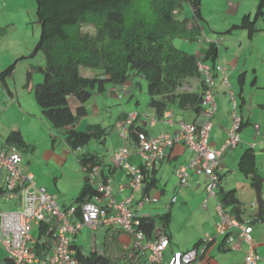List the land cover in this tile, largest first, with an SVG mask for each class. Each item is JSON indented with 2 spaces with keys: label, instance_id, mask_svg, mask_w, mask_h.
Segmentation results:
<instances>
[{
  "label": "crops",
  "instance_id": "0c3cea01",
  "mask_svg": "<svg viewBox=\"0 0 264 264\" xmlns=\"http://www.w3.org/2000/svg\"><path fill=\"white\" fill-rule=\"evenodd\" d=\"M3 1L9 2V0ZM249 38L251 39V37ZM196 42L198 44L195 48L192 49L190 47L188 52H184L200 58L204 56L210 43H219L217 38L213 39L206 34H201ZM220 55L219 45L216 63H219L226 71L227 79H231L232 86L234 85V78L237 77L238 82V77L241 74L244 76V81L239 86V91L234 87V90L237 92V98L231 91L229 93L230 97L232 95V98H235L237 104L236 114L241 118L242 123L239 131V143L223 155L216 169L219 179L215 191L216 194L214 197L206 196L204 190L205 176L202 174L198 175L191 172V179L187 186L183 188L176 186L175 171L179 166L186 164L191 154L183 144H174L165 152V158L157 162L153 168L156 183L155 187L146 193V196L156 199V202L144 205L136 213L140 218L153 217L163 213L169 214L170 221L164 230L168 235L170 243L163 257V259H168L173 252L187 251L180 249L183 247H179L174 240L175 237L171 232L173 222L177 224L183 221L190 223L191 219L195 217V221L200 225V229L196 232L198 233V238L194 240L190 248L192 249L204 234H214V228L218 222V215L215 210L216 203L219 201L218 192L233 190L243 211L240 221L245 226H251L252 228L250 245H252L254 252L259 257L257 264H264V81L257 75L256 65L248 63L245 56L242 61H239L237 57L226 58V55L223 53L222 58ZM26 57L29 58L28 56L17 58L14 69ZM24 67V82L20 88L15 89L14 93L10 91L5 81L6 78H10L13 75L14 69L10 75L0 79V86L10 99V101L5 100L6 106L3 107V110L0 109L2 111L0 112V119L5 116V120L0 121V149L15 146L13 148L22 157V173L32 175L36 184L44 187L50 195L55 196L58 204L62 208H65L81 193L84 186V174L81 171L75 153L70 151L66 146L60 132L53 129L42 117L34 99L31 102V100H24L23 97H20L25 91H27L26 97H28L27 95L32 91L33 86L41 80L40 74L36 77L33 76V72L37 73L34 68L39 67V65L31 66L28 64L24 65ZM216 81L217 83L213 90L216 111L213 115L212 129L208 140L210 146L219 148L226 139L227 131L230 128L232 106L230 99L229 106L226 104L225 94L228 91H225L226 89L219 84L217 79ZM228 84L230 88L229 81ZM125 89H129V92L128 94H124L125 96H122L124 97L122 99L118 98L116 94L91 96L84 103L86 115L78 120L74 127L78 131H100L101 129H105L107 132L102 139L92 141L87 148L80 150V153L93 152L99 156L104 155V162L106 161L105 163L110 168L115 169V172L111 176V186L112 194L116 201H121L123 198L131 195V192L127 188H124L119 194L116 191V186L118 184L125 185L129 177L123 169L115 166L111 161L112 155L123 145L115 131L116 123L122 121L127 114L134 111L138 112L139 117L134 124L135 127L144 130L147 136L154 137L161 133L174 134L178 129L179 122L190 123L195 120L191 112H182L172 107L168 112L172 115L173 124L168 125L165 121L159 120L156 117L154 111L148 107V101L144 103L142 110H138L140 105L138 99L135 101V108L137 107V109L128 108L129 103L134 98V90L137 89L141 92L142 85L135 87L134 85L127 84ZM115 92L114 90L113 93ZM1 97L3 99V96ZM125 104L127 109L122 107ZM70 105L73 111L74 107L79 104L72 98L70 99ZM149 118L155 120L152 126L148 124ZM200 122L201 118L196 117L195 124L199 125ZM15 133H17L18 139H20V144L13 143V141L10 142L12 135ZM113 137H116L117 140L114 141ZM38 141H41L46 146V149L36 152V142ZM91 144L94 145V148H91ZM248 149L253 151L254 168L257 175L262 179L260 183V195L262 198L263 214L260 220L257 218L256 192L251 186L250 176L244 175L238 167L241 156ZM71 155L76 160V168H74V164L71 162ZM137 158L141 161L139 165L134 164ZM137 158H135V155L133 157L131 155L128 158V163L134 167L141 168L143 161L139 156ZM92 183L96 188L100 184V181L96 177ZM169 184H171L170 188L168 187ZM142 196H145L143 190L135 194L132 206ZM171 198H175L174 204H170ZM5 206H12L14 208L13 204H5ZM85 230L92 233L89 240L90 245H97L100 248L102 246V250L107 253V256H111L117 264H130L124 261V258L126 251L132 245V238L125 231H122L121 228L108 231L107 228L102 226L97 227L94 231L89 228H83L77 234L71 236V243L76 252L77 248H81L85 254L90 251L92 246L84 248L82 243H76L80 240V236ZM237 234V231H232L225 238L221 236L216 237L208 246L205 254L194 264H243L249 244L239 239ZM124 236H127L129 240ZM147 241L145 239V242Z\"/></svg>",
  "mask_w": 264,
  "mask_h": 264
},
{
  "label": "trees",
  "instance_id": "16d2710c",
  "mask_svg": "<svg viewBox=\"0 0 264 264\" xmlns=\"http://www.w3.org/2000/svg\"><path fill=\"white\" fill-rule=\"evenodd\" d=\"M183 1L189 3L192 19L177 17ZM36 6L41 32L28 57L41 53L44 65L34 68L41 75V81L33 86L32 95L42 117L60 132L66 146L76 154L80 168L85 169L82 191L69 205L78 206L99 195L89 178L93 169L97 168L101 185L111 180L115 172L104 162V155L80 153L92 141L102 139L107 133L105 129L96 132L74 128L77 121L86 115L84 103L93 95L106 94L110 89L121 88L126 83L137 87L144 81L147 105L159 120L174 107L182 112H191L195 123L201 111L204 82L197 72L196 63L201 61L214 67L218 60V46L210 43L204 56L197 58L178 50L173 44L177 39L196 42L201 35L199 0H36ZM263 9L264 0H260L256 16L261 15ZM233 28L248 30L249 37L257 32L249 15H245L241 23ZM15 64L16 61L0 72V79L10 75ZM243 77V74L238 77L239 86L243 84ZM191 79L198 80V90L180 91ZM72 98L79 104L73 111L70 105ZM134 124L128 129L123 143L130 153L129 157L134 154L137 143L134 132L146 134ZM12 141L20 144L17 133L12 135ZM238 167L244 175L250 176L251 186L256 192L257 218L260 220L263 214L260 195L262 179L254 168L251 149L241 156ZM153 170H141L145 195L155 187ZM218 195L219 202L230 216L239 220L243 211L235 192L219 191ZM138 221L135 230L141 232L146 240L155 237L156 228L168 238L164 228L169 224V214L141 217ZM111 228L115 229L107 227L108 231ZM91 246L87 254L77 248L76 257L80 264L115 263L102 246ZM142 261L139 259L134 264H141Z\"/></svg>",
  "mask_w": 264,
  "mask_h": 264
},
{
  "label": "built area",
  "instance_id": "2783aa9c",
  "mask_svg": "<svg viewBox=\"0 0 264 264\" xmlns=\"http://www.w3.org/2000/svg\"><path fill=\"white\" fill-rule=\"evenodd\" d=\"M197 69L204 79V90L201 97V124L179 122L174 134L161 133L148 137L143 132H135L137 138V154L143 161V169L151 170L153 166L165 158V152L174 144H183L191 156L185 165L175 171L177 185L186 186L190 173L203 174L206 177L205 191L208 197L214 196L217 181L215 170L222 155L234 148L238 141L240 118L233 114L231 127L227 137L219 148L209 145L208 137L212 128V117L216 110L213 95V72L202 64ZM215 71L221 76V83L227 86L224 71L219 66ZM233 109L235 103L232 102ZM137 118L136 113L128 114L123 122L116 126V132L124 143L128 136V129ZM163 121L172 125V115L164 114ZM154 121H150V126ZM129 151L122 145L111 161L128 172L129 178L125 185L116 186L117 193L127 188L131 195L116 201L112 194L111 180L105 185L98 184L96 190L99 195L78 206L62 208L55 196L50 195L44 187L38 186L30 174L21 171L22 157L13 148L0 149V249L5 257L0 264H80L76 257V250L71 243V236L83 228L94 231L97 227L121 228L132 238V245L126 251V262L141 264H192L202 256L213 236L203 235L197 247L188 252H175L168 260H164V253L169 240L163 232L156 228L155 237L145 242L144 235L135 230L139 221L137 213L144 205L156 202V199L142 196L134 203L133 196L142 190V172L128 164ZM85 171V169H82ZM98 175L97 168L89 174L92 183ZM13 204L11 210H4L1 206ZM105 206V208H104ZM216 213L218 222L214 236H227L237 230L240 239L249 244L243 264H257L259 257L250 245L251 227L235 221L217 203ZM79 214V215H78ZM38 230L37 237L32 235L33 229ZM41 248L40 252L38 248ZM38 251V252H37ZM117 264V263H115Z\"/></svg>",
  "mask_w": 264,
  "mask_h": 264
},
{
  "label": "rangeland",
  "instance_id": "374dc122",
  "mask_svg": "<svg viewBox=\"0 0 264 264\" xmlns=\"http://www.w3.org/2000/svg\"><path fill=\"white\" fill-rule=\"evenodd\" d=\"M259 1L260 0H199L200 16L202 18L200 26L202 30L201 34H206L208 37L218 39L221 57L224 53L226 58L237 57L239 61H242L245 56L248 63L256 65L257 75H259V78L264 81V9L261 15L256 16ZM36 9V0H9L7 3L0 0V28L2 29V36L0 37L1 72L11 65L17 58L29 56L32 53L41 32ZM245 15H249L250 21L254 23V27L257 29V32L253 34L251 39L248 36V30L233 28L234 25H239L241 23V20ZM192 16L193 12L189 3L183 1L177 17L179 19H192ZM173 44L177 49L179 48L178 50L188 52V49L190 47L192 49L195 48L198 42L189 43L177 39L173 41ZM22 61L23 62L19 61L20 65L15 67L13 75L5 80L10 91L13 93L15 89L20 88L21 84L24 82V65H44V58L41 53H38L35 57H26L25 59H22ZM38 75V72H33L34 77ZM228 81L230 83L229 91H231L237 98V92L234 90V87H236L237 91H239L237 77L233 80V86L230 78H228ZM141 85L142 91L140 92L137 89L134 90V98L129 103L128 108L137 109V107L135 108V101L138 99L140 103L138 110H142L144 108V103L148 101L145 82L141 81ZM26 92L27 91L20 95V97H23L24 100H31V102H33L32 91L29 92L27 95L28 97H26ZM1 96H3V99ZM225 97L226 104L229 106L230 97L228 92H226ZM5 100L10 101L7 94L0 86V109L2 110L4 109L3 107L6 106ZM122 107L127 109L126 104L122 105ZM3 120H5V116L0 119V121ZM112 139L114 141L117 140L116 137H113ZM36 144V152L46 149V146L42 144L41 141L36 142ZM90 146L91 148H94V145L91 144ZM133 155H135V158L138 156L136 154ZM70 158L72 160L71 162L74 164V168H76L77 163L75 158L72 155ZM140 162L141 161L137 158L134 164L136 163L139 165ZM168 187L170 188L171 184H169ZM1 208L4 210H11L12 206L4 205L1 206ZM195 220L194 217L191 219L190 223L183 221L182 223L179 222V224L175 222L172 224L173 229L171 232L175 237L174 240L179 247H183L180 248L182 250H189L194 240L198 238V233L196 232L199 231L200 225L197 224ZM110 230L114 229L111 228ZM37 232V228L33 229L32 235L34 238L37 237ZM91 235L92 233L90 231L85 230L80 236V240L76 243L79 244L80 242V244H83L84 248H89L91 246L89 243ZM126 239L129 240L128 237ZM3 257H5V254L0 249V260H2Z\"/></svg>",
  "mask_w": 264,
  "mask_h": 264
},
{
  "label": "clouds",
  "instance_id": "9594fccd",
  "mask_svg": "<svg viewBox=\"0 0 264 264\" xmlns=\"http://www.w3.org/2000/svg\"><path fill=\"white\" fill-rule=\"evenodd\" d=\"M217 44V46L219 47V43H216ZM197 58H200V57H197ZM198 63H202V64H204V65H206V66H208L210 69H211V71L213 72V79H214V86H213V89H212V91L214 90V88H215V84H216V79L218 80V82H219V84L221 85V86H223L227 91H228V93H230V91H229V84H228V79H227V74H226V71L223 69V67L219 64V63H215V65H214V67H211V66H209V65H207V64H205V63H203V62H201V61H197V63H196V69H197V64ZM217 66H219L220 68H222V70L224 71V74H225V78H226V81H227V86H225V85H223L222 83H221V76L215 71V69H216V67ZM197 72H198V74H199V76H200V78H201V80H203L204 81V79H203V76L201 75V73H199V71H198V69H197ZM198 80L197 79H191V80H188L184 85H183V87L182 88H180V91H185V92H195V91H197L198 90ZM127 84H130V85H132L131 83H126V84H124L121 88H114V89H110L106 94L107 95H110V94H116L117 95V97L118 98H120V99H122V98H124V97H122V96H125L124 94H128V90L129 89H125V86L127 85ZM196 85V86H195ZM116 91L115 93H113V91ZM203 90H204V82H203ZM203 90L201 91V94L203 93ZM213 93H214V91H213ZM214 95V94H213ZM201 97H202V95H201ZM230 97V96H229ZM215 99V98H214ZM230 102H231V106H232V102H234L235 103V108L233 109V107H232V120H233V114H235L237 117H239L237 114H236V110H237V104H236V102H235V98H232V95H231V97H230ZM215 105H216V103H215ZM216 111V110H215ZM131 113H136L137 114V118H136V120L138 119V117H139V113L138 112H131ZM131 113H129V114H131ZM166 113H168V110L164 113V114H166ZM164 114H163V117H164ZM128 116V114L126 115V117ZM126 117L122 120V121H119V122H117L116 123V125H115V131H116V126H117V124H119L120 122H123L125 119H126ZM163 117L160 119V120H162L163 121ZM199 117V116H198ZM200 118V117H199ZM240 118V117H239ZM150 119V118H149ZM212 119H213V117H212ZM136 120L135 121H133V123H135L136 122ZM151 120H153L154 121V123H155V120L154 119H150V120H148V124L150 125V121ZM211 122H212V120H211ZM185 123H188V122H185ZM190 123H193V122H190ZM241 123H242V121H241V118H240V127H239V130H238V136H239V131H240V128H241ZM195 124V123H194ZM200 124H201V122H200ZM231 124H232V121H231ZM231 124H230V127H231ZM152 126V125H151ZM130 128V127H129ZM212 129V128H211ZM230 129V128H229ZM229 131V130H228ZM228 131H227V133H228ZM117 133V132H116ZM135 133V132H134ZM118 135V134H117ZM147 136V135H146ZM119 137V136H118ZM149 137V136H148ZM209 138V137H208ZM121 140V139H120ZM225 141V140H224ZM122 142V141H121ZM208 142H209V140H208ZM238 143H239V141H238ZM237 143V144H238ZM122 144H123V142H122ZM223 144V143H222ZM221 144V145H222ZM210 145V144H209ZM212 147V146H211ZM236 147V146H235ZM136 148V149H135ZM135 148H134V153H136L137 154V143H136V146H135ZM233 149V148H232ZM228 151V150H227ZM226 151V152H227ZM225 152V153H226ZM19 153V152H18ZM116 153V152H115ZM114 153V154H115ZM224 153V154H225ZM223 154V155H224ZM138 155V154H137ZM223 155H222V157H223ZM113 156V155H112ZM139 156V155H138ZM221 157V158H222ZM112 158V157H111ZM129 158V157H128ZM221 158H220V160H221ZM127 162H128V159H127ZM220 162V161H219ZM143 163V162H142ZM129 164V163H128ZM129 165H131V164H129ZM131 166H133V165H131ZM155 166V165H154ZM154 166H153V168H154ZM219 166V165H218ZM180 167V166H179ZM120 168V167H119ZM137 168V167H136ZM152 168V169H153ZM218 168V167H217ZM216 168V169H217ZM122 169V168H121ZM140 171L143 169V166L141 167V168H138ZM151 169V170H152ZM144 170V169H143ZM81 171H82V173H84L85 171H83L82 170V168H81ZM125 171V170H124ZM145 171V170H144ZM148 171H150V170H148ZM126 172V171H125ZM142 172V171H141ZM127 173V172H126ZM143 174V173H142ZM203 175V174H202ZM215 175H216V177H217V181H216V185H215V189H214V195L216 194L215 193V191H216V188H217V185H218V182H219V179H218V176H217V174H216V170H215ZM129 178V177H128ZM176 178V177H175ZM190 179H191V175H190ZM190 179H189V181H190ZM189 181H188V183H189ZM187 183V184H188ZM205 184H206V177H205ZM176 186L178 187V188H183V187H185V186H183V187H180V186H178L177 185V180H176ZM187 186V185H186ZM142 190H143V179H142ZM142 190H141V192H142ZM204 190H205V185H204ZM206 192V191H205ZM146 196V195H145ZM206 196H207V193H206ZM149 197V196H148ZM208 197V196H207ZM214 197V196H213ZM152 198V197H151ZM90 201V200H89ZM175 203V198H171L170 199V204H174ZM217 203H219L220 205H221V207L223 208V210L229 215V217H231L232 219H234L235 221H237V222H239L240 224H242V225H244L243 223H242V221H240V219L239 220H237V219H235V218H233L232 216H230V214L228 213V211L223 207V205L219 202V201H217ZM217 203H216V205H217ZM4 206V205H3ZM68 207V206H67ZM64 208V207H63ZM66 208V207H65ZM216 208V207H215ZM216 210V209H215ZM139 216H137V220H139ZM216 226V225H215ZM245 226V225H244ZM249 227H251V226H249ZM105 228H107V227H105ZM123 231V230H122ZM233 231H237V230H233ZM251 231H252V228H251ZM214 232H215V228H214ZM232 232V231H231ZM231 232H230V234H231ZM237 235H238V237H239V232L237 231ZM229 234V235H230ZM205 235V234H204ZM208 235V234H207ZM229 235H227V236H229ZM130 236V235H129ZM166 236V235H165ZM210 236H213V240L208 244V246L214 241V239H216V237H220V236H214V234L213 235H210ZM227 236H221V237H223V238H225V237H227ZM167 237V236H166ZM203 237V236H202ZM201 237V238H202ZM201 238L197 241V245H198V243H199V241L201 240ZM168 239V238H167ZM239 239H240V237H239ZM169 240V239H168ZM242 240V239H241ZM244 241V240H243ZM169 243H170V240H169ZM197 245L196 246H194L192 249H190V250H187V251H182L181 253H184V252H188V251H191V250H193V249H195L196 247H197ZM208 246H207V248H206V251H207V249H208ZM252 246V245H251ZM168 247H169V245H168ZM167 247V248H168ZM74 248V247H73ZM167 248H166V250H167ZM253 248V247H252ZM165 250V251H166ZM205 251V252H206ZM254 251V250H253ZM177 252H180V251H177ZM173 253H175V252H173ZM172 253V254H173ZM255 253V252H254ZM171 254V255H172ZM205 254V253H204ZM203 254V255H204ZM256 254V253H255ZM170 255V256H171ZM202 255V256H203ZM257 255V254H256ZM76 256H77V252H76ZM169 256V257H170ZM202 256H200L199 258H201ZM198 258V259H199ZM125 260L124 261H126V258H124ZM169 259V258H168ZM168 259H166V260H168ZM198 259H196V261L198 260ZM138 260V259H137ZM115 261V260H114ZM139 261V260H138ZM196 261H194L192 264H194ZM115 263H117V262H115ZM114 263V264H115ZM130 264H134L133 262L132 263H130Z\"/></svg>",
  "mask_w": 264,
  "mask_h": 264
}]
</instances>
